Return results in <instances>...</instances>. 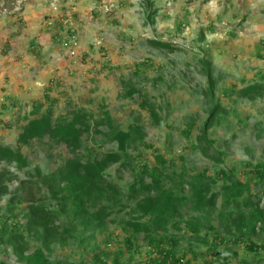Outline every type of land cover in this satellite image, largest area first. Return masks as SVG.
Here are the masks:
<instances>
[{
    "label": "rangeland",
    "instance_id": "obj_1",
    "mask_svg": "<svg viewBox=\"0 0 264 264\" xmlns=\"http://www.w3.org/2000/svg\"><path fill=\"white\" fill-rule=\"evenodd\" d=\"M152 1L156 13L147 19L148 0H0V143L16 144L32 100L41 103L40 112L51 108L54 117L85 106L94 118L107 110L123 129L141 123L152 148L138 151L149 165L157 151L177 171L206 169L213 174L226 167L246 180L248 163L264 162V99L248 101L236 91L264 74V0ZM151 40L171 44L173 50L155 47ZM199 58L209 61L214 96L227 110L208 131L213 140L208 152L224 153L218 164L192 147L212 104ZM122 80L148 90L158 124L139 107L137 96L121 98ZM231 86L234 91L227 94ZM190 123L186 136L183 130ZM100 137L83 134V148L99 153L115 148L112 141L99 146ZM48 142L44 138L23 147L30 165L50 167L66 153L62 145ZM15 172L17 180L25 177L24 170ZM107 173L122 190L132 178L130 169L118 164ZM17 180L8 183L9 190ZM250 184L257 192L255 183ZM7 199V194L1 196L0 212ZM115 244L109 248L114 250ZM237 259L221 264H237ZM0 264H20L5 243L0 244Z\"/></svg>",
    "mask_w": 264,
    "mask_h": 264
},
{
    "label": "trees",
    "instance_id": "obj_2",
    "mask_svg": "<svg viewBox=\"0 0 264 264\" xmlns=\"http://www.w3.org/2000/svg\"><path fill=\"white\" fill-rule=\"evenodd\" d=\"M153 4L148 0L147 19L156 13ZM151 43L173 50L166 42ZM199 61L212 104L192 147L218 164L224 153L208 152L213 143L208 131L224 119L227 110L214 96L209 61ZM128 81H121L120 96H137L139 107L158 124L159 112L148 90ZM233 91V86L225 89L227 94ZM236 93L248 101L264 99V74ZM40 107L36 102L24 117L14 146L0 143V199L8 195L0 212V244L10 246L20 264H221L232 257H238L237 264H264V162L248 163L243 172L246 180L226 167L213 174L206 169L192 174L177 171L157 151L149 165L140 160L144 158L138 151L152 148L145 142L141 123L121 129L107 110L94 118L83 106L54 117L51 108L40 112ZM191 130L190 123L183 133L189 136ZM83 134L101 136L99 146L112 141L115 148L101 153L83 148ZM44 138L48 146L62 145L66 153L50 167L30 165L23 147ZM114 164L130 169L132 178L123 190L108 179L107 169ZM10 166L24 170L25 177L17 180ZM13 179L18 183L9 190Z\"/></svg>",
    "mask_w": 264,
    "mask_h": 264
},
{
    "label": "crops",
    "instance_id": "obj_3",
    "mask_svg": "<svg viewBox=\"0 0 264 264\" xmlns=\"http://www.w3.org/2000/svg\"><path fill=\"white\" fill-rule=\"evenodd\" d=\"M0 75H2V74H0ZM44 92H45V94L48 92V86H45ZM33 101L34 100H32V104H33ZM1 122L4 123L2 120H1ZM8 125H10V124H7V126Z\"/></svg>",
    "mask_w": 264,
    "mask_h": 264
},
{
    "label": "clouds",
    "instance_id": "obj_4",
    "mask_svg": "<svg viewBox=\"0 0 264 264\" xmlns=\"http://www.w3.org/2000/svg\"><path fill=\"white\" fill-rule=\"evenodd\" d=\"M250 83V82H249ZM248 84V83H247ZM46 97H48V95L46 94ZM121 98H123L122 96H121ZM123 99H127V98H123ZM33 104H35V103H33ZM32 104V105H33ZM117 123V122H116ZM135 123V122H134ZM134 123H131V124H134ZM129 125V124H128ZM119 126V125H118ZM121 129H123V128H121ZM19 130H20V126H19Z\"/></svg>",
    "mask_w": 264,
    "mask_h": 264
}]
</instances>
